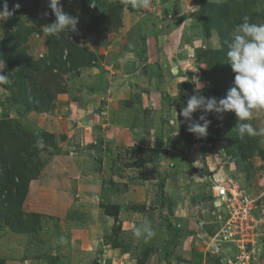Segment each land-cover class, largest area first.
Listing matches in <instances>:
<instances>
[{
    "label": "rangeland",
    "instance_id": "rangeland-1",
    "mask_svg": "<svg viewBox=\"0 0 264 264\" xmlns=\"http://www.w3.org/2000/svg\"><path fill=\"white\" fill-rule=\"evenodd\" d=\"M128 1L95 0L97 9L91 7L83 10L81 0H61L64 11L78 17L79 22L76 31L70 33L65 30L59 37L49 36L44 30L46 25L56 19L48 7L49 0H26L25 3L24 0H17L14 5L8 4L10 10L16 4L21 5L14 15L6 20L0 19V63L5 62L2 74L6 80L5 83H0V120L4 122V135L9 140L18 137V151H9L12 159L8 166L14 160L13 163L18 165L16 170L20 173L14 176V185L10 191L0 198V264H6L3 256L7 254L17 259V253L6 249L13 245L11 250H17L19 245L24 244L21 234L31 238L30 242L26 240V244L22 245L23 249L32 250L27 257H38L39 261L46 264L72 263L66 257V250L57 245L54 230L68 223L67 210L71 211L72 203L74 204L71 194L87 190V184L91 182L88 180L95 179L100 184V189L110 183L112 189L116 188L121 192L118 193V198L113 191L111 198L105 199L104 193L101 198L100 190L90 185L93 188L89 190L92 212L96 213L97 205L102 199L101 204L110 206L113 198L118 202L115 203L117 206L123 207V211L121 210V217L116 221L112 220V226L117 230L113 241H120L118 247L121 248L118 251L111 246H103L110 243L108 241L112 235L108 237L109 231H102L105 236L103 245L91 235L85 240L83 246L90 249L89 257L91 262L94 260V264H178V258L175 257L181 253L194 259L195 264H200L197 259L204 255L205 260L202 262L206 264H264V109L254 111L251 124L255 134L245 135L242 139L235 128L237 117L234 112H225L222 118L221 114L215 112L205 114L199 109L194 112L193 121H199L202 114L211 121L208 135L200 138L187 130L188 122L179 115L181 107L186 106L192 95L216 97L217 100L225 97L233 86L236 75L232 68L229 72L218 73L215 67H209V72L204 73L203 70L208 68L204 51L220 47L221 41L215 27L211 28L208 34L210 36H207L205 21L201 17L203 11L208 18L220 13L212 7L213 4L227 5L229 47L234 28L243 22V17H249L251 23H264V0H148L147 7L140 9L149 14V17L168 22L169 25H164V29L169 35L167 54H170L172 61L170 70H179V74L170 71L171 77L178 76L174 79L176 83L172 90L164 95L162 114L155 113V107L151 105L143 110L145 120L136 122L142 131L146 130L153 135L155 145L150 147L152 143L148 138L144 141L148 143L143 147L146 149L144 153L128 148L123 156L124 159L133 161L149 159L151 156L154 158L157 154H150L148 150L157 149V142L161 140L169 149V161L163 163L164 169L160 167L162 163L157 165L159 170L155 166L151 167V173L138 170L137 177L132 175L131 167L123 165L117 167L115 164L112 168L100 167L94 170L87 168L84 159L88 155L85 156L86 150L84 151L80 134L96 132L95 128L99 127L100 121H92L91 127L94 128H89L85 124L90 121L81 112L74 119L67 116L68 97L63 94L69 90L75 97H79L78 105L74 103L75 110L76 107H85L82 105L94 101H83L80 96L84 82L86 89L88 82L94 79L90 75L98 73L92 68L93 70H85L80 74V69L91 61L101 62L99 60L103 56L92 51L81 37L85 38L87 29L96 20L102 23L101 28L107 26L106 6L123 2L125 6L117 13L121 18L127 9L132 13L138 10V7L134 11L130 10ZM89 2L92 0H87V4ZM206 2L212 5L205 6ZM36 5L37 12H25V7ZM3 6L4 0H0V10ZM118 30L119 27L115 26L108 38L117 35L115 32ZM69 38L81 49L85 48V51H74L72 64H66L61 59L58 61L62 68L61 75L55 80L57 73L54 72L53 82L54 88L60 82V93H56L53 106L41 104L39 96L42 95V86L48 83L47 87L52 88L51 67L57 63L56 56L63 54L64 58L67 57L65 49ZM155 48L156 44L153 49ZM110 54L112 56L113 53ZM110 59L111 57L108 58ZM139 60V64L145 62L143 57ZM148 74V70L145 74L142 69V76L137 75L141 82H146ZM95 77L99 83H105L106 75L101 76L103 78ZM130 79L125 77L126 81ZM225 80L228 90H223ZM24 85L28 89L27 96L29 92L27 101L23 99ZM98 98L100 99L99 95L96 99ZM151 99L155 104V99ZM94 117L95 115H90V118ZM121 177L126 181H118ZM21 178L27 181L26 185L17 188ZM228 178L237 182L243 197L250 202L248 215L242 222L240 214L236 213L239 204L213 195L214 186ZM131 180H136V184L128 186L125 191L124 184L128 185ZM165 182L169 188L165 187ZM79 184L81 185L78 186ZM172 186L178 189L172 190ZM180 206L194 213V223L191 224L194 229H191V234L182 229L178 236L180 228L174 215ZM145 220L155 233L150 239L145 238L146 234L140 237L134 235L135 229L142 227ZM166 233L171 240L184 238L187 234L194 236L196 248L189 251L181 245L175 250L164 249L160 245V238ZM19 240L22 242L18 243ZM209 245H213L212 251L208 249ZM171 255L174 261L169 259ZM182 258L186 259L184 256Z\"/></svg>",
    "mask_w": 264,
    "mask_h": 264
},
{
    "label": "crops",
    "instance_id": "crops-1",
    "mask_svg": "<svg viewBox=\"0 0 264 264\" xmlns=\"http://www.w3.org/2000/svg\"><path fill=\"white\" fill-rule=\"evenodd\" d=\"M140 9H142V7H138V10L134 13L127 9L123 13L122 25L119 27L118 32H115L117 35L113 38H108L109 33L104 32V34L99 33L94 41H90L87 37V33L85 38L81 37V40L85 41L88 44L87 46H89L92 51L98 53V56L99 54L103 56L99 60L101 62L92 61L90 66H84L80 69V74H82L83 71H88L92 68L96 70V73H98L97 75H90L93 76L94 79L93 81L88 82L87 86H85L86 89H84V85L86 84L84 82L80 96L83 101H94H91L88 104H83L82 106L85 107H76L77 110H75L74 103H77L76 106L78 105L79 97H75L69 90H67L68 93H63L68 97L67 104L69 105V110L67 116H71V118L74 119L77 117L79 112H81L86 119H89L90 123L85 124V126H90L89 128H94L91 127L92 121H100L99 127L95 128L97 129L96 132H82L80 134L83 142L82 144L85 148L84 151L86 150L85 156L88 155L84 160H86L85 162L88 166L87 168L92 170L100 167L112 168L115 164L117 167L120 165L125 166L123 163L124 159L122 157L119 158L118 155L122 154L123 156V152L126 148H131L136 145L146 147L148 143H145L144 141L148 138L152 143V146L150 147L155 145L153 143V135L148 134L146 130L142 131L140 127H137L136 122L137 120L141 122L145 120V117L142 115L144 112L143 110L147 107L150 108L151 105H154L155 113L157 112L160 115L162 114L164 95L169 93V90H172V86L176 83V80L174 79H176L178 76L177 74H179V70L172 68L170 70L172 61L169 56L170 54H167V50L170 46L169 35L167 30L164 29V25H169L168 22L164 19L149 17V14L141 12ZM155 44L156 48L154 50L153 48L155 47ZM139 45H142L141 48H139ZM111 52L113 53L112 56L110 54ZM109 57H111L110 60H108ZM124 57H127V59H123ZM140 57H143L145 60L142 64H139ZM122 59L123 62H121ZM104 60H107V62H104ZM153 66H155V68H153ZM142 69L145 70V74L146 70H148L149 74L147 80L149 82H141L142 80L138 78L137 74L141 75ZM170 71L177 73V76L171 77ZM130 75L132 76V79H130ZM95 76H104L105 83H99ZM125 77H129L130 80L126 81ZM106 91L109 94H107ZM98 95L100 99H96ZM151 98L155 99V104L154 101L152 102ZM91 114L95 115V117L90 118ZM104 119L106 122H104ZM92 143H96L98 146H94ZM157 145L158 146L155 152L157 155L154 158H151V160L147 161L141 167L134 166L130 168L131 170L133 169L132 175L134 177L138 176V170H146V172H149L151 167L155 166L156 168L157 165L161 163V169L165 168L163 163L169 161V149L163 145V142L161 143V140L157 142ZM84 151L82 153H84ZM149 173H151V171ZM121 178H119L120 180L118 181L122 182L124 180V177ZM88 181H91L92 183L89 182L87 184V190L83 189L80 193L71 194L74 204L72 203L71 211L67 210L69 214L68 223L64 224L63 227H56L54 230L57 245H60L59 247H63L66 250V257H69L72 261V263L68 264H94V260L92 259L91 262V258L89 257L91 253L90 249L83 245L85 244V240L89 239L91 236L93 239L99 240L103 245V237L105 236L102 234V231L104 230L109 231L110 234L108 237L110 238L112 235V238L108 241L110 243L103 246H111L113 250L115 249L116 251L121 248L118 247V243L120 242L119 240V242L116 240L113 241V239H116L117 236V230L112 226V220L115 221L114 217L105 212L101 204L103 199L97 205V208L95 207L96 213L92 212V204L89 203L92 198L90 199L89 197V190L93 189L90 187V185H93V187L98 189V191L100 190L99 196L101 198L104 197L105 199L111 198L110 194L113 191L118 198V193L121 191L116 188L112 189V184L110 183H106V186H103L100 189V184L96 183V179ZM134 181L136 180H131L128 185L124 184L125 191H127L128 186L136 184ZM138 181L140 180H137V182ZM166 182H168V180H166ZM166 182L165 187L169 188ZM80 185L81 184L78 186ZM115 186L117 185L115 184ZM173 188L174 187L172 186V190ZM174 189L177 190L178 187L177 189ZM125 191H123V193ZM103 193L106 196L102 197ZM115 203L118 202H115L113 198L110 206H117ZM118 207V217H121L123 207ZM142 209L144 210V208ZM175 212L176 214L174 215V218L178 222V227L180 228L178 236H180L182 229L191 234V229H194L191 227V224L194 223V213L192 211L190 212L189 210H185V208H182L181 206L175 210ZM90 232L93 234H90ZM21 236H23L24 244H26V240H28V242L31 241L30 236L23 234H21ZM184 236V238L181 237L177 240H171L170 235L166 233L164 234V237L160 238V245H163L164 249L172 250L179 248L181 245H183L185 250L188 249L189 251H192V249H195L194 236L188 234ZM9 241L13 242V239H10ZM20 242L22 241L19 240L18 243ZM22 245H19L17 250H11L13 245H10L9 248L6 249V251H11L13 253H17L18 255L17 259L15 257H11L12 255L10 256L9 254H7L8 256H3L6 260V264H46L39 261L40 258L38 257H27L28 254H30L29 252H32V250H25ZM208 249L212 251L213 245H209ZM35 251L36 250H34V252ZM94 253H96V251ZM183 256L186 258L185 260H183ZM200 256L202 255L200 254ZM204 257L205 255L202 258L200 257L201 259H197L200 264H206V262H202V260H205L203 259ZM98 258L99 254L97 256V259ZM173 258L174 257H172V255L169 257L171 261H174ZM181 258L182 260L180 261ZM175 259H177L178 264H195L194 259H190L184 253L176 256ZM34 260L37 261L33 262Z\"/></svg>",
    "mask_w": 264,
    "mask_h": 264
},
{
    "label": "clouds",
    "instance_id": "clouds-1",
    "mask_svg": "<svg viewBox=\"0 0 264 264\" xmlns=\"http://www.w3.org/2000/svg\"><path fill=\"white\" fill-rule=\"evenodd\" d=\"M129 2L134 7H147L148 5V0H129ZM90 6H96L95 0H92ZM20 7V4H16L10 10L7 0H4L3 9L0 10V19L10 18ZM48 7L56 17L54 22L44 28L49 36L59 37L65 30H69L70 33L77 30L78 17L65 12L61 0H49ZM227 58L236 75L233 86L226 96L217 100L216 97L192 95L186 106L181 107L179 115L188 122L187 130L198 138L208 135L211 123L203 114L199 117V121L203 123L193 121V113L198 109L205 114L209 112L221 114V118L225 112H234L237 117L235 128L239 137L242 139L245 135L255 134L251 124L254 111L264 109V23H251L249 17H243V22L234 28ZM4 68L5 62L0 63V83L6 82L5 75L2 74ZM144 234H146V239H150L155 234L147 220L144 221L142 227L134 231L136 237Z\"/></svg>",
    "mask_w": 264,
    "mask_h": 264
},
{
    "label": "trees",
    "instance_id": "trees-1",
    "mask_svg": "<svg viewBox=\"0 0 264 264\" xmlns=\"http://www.w3.org/2000/svg\"><path fill=\"white\" fill-rule=\"evenodd\" d=\"M17 0H8V4H12L14 5L16 3ZM26 2V0H24V3ZM129 2V1H128ZM126 2V4L128 3ZM92 2H89V4H87V0H81V5L83 6V10L84 9H89L92 6L91 5ZM205 6L207 5H212L208 2H206L204 4ZM125 6V5H124ZM123 2H118L109 6H106L105 9L107 12L106 14V27L105 28H101L98 20H96V22H92L91 26H89V28L87 29V37L90 39V41H94V39L98 36V34H104V33H109L111 31H113L114 27H120L122 25V18L121 16H117V13L122 11L123 9ZM129 7L130 10H136V8L129 3ZM212 7H215L216 9H218L220 11V13H218V15H212L211 17H206L204 11H203V15L201 14L202 19L205 21L204 27L205 29H207L206 33L207 36H210L208 34H210L211 32V28L215 27L218 32H219V36H220V41H221V46L215 49H208L204 51V56L207 58L205 63H207L208 68L204 69V73H208L209 72V67H215L216 71L218 73L221 72H229L231 67V64L228 63V58H227V52L229 50L228 47V34H229V30L226 29V24H227V19L229 16V10L227 9V5L223 4H213ZM37 5L34 7H30L27 8L25 7V12L28 13H34L37 12ZM95 8L97 9L98 7L95 6ZM204 8V7H203ZM215 12V11H214ZM116 18V19H114ZM104 32V33H103ZM9 35V33L7 34ZM6 50H8V48H5ZM11 50V48H9ZM85 49V48H84ZM84 49H81L79 47V45H77L76 42L72 41L69 38L68 44L66 46V51H67V57L65 56V58L61 55V56H56V62L55 64H53V66L51 67V86L47 87L48 83L44 86H42L43 90H42V95L39 96V101L41 104H49L50 106H53V99L56 96V93H60V82H57L55 84V88H54V82H53V76H54V72L57 73L55 76V80L56 78H59L61 75V70L62 68L59 67L60 65L58 64V61L61 59L62 61H65L66 64H72V60H73V52L76 50H80L81 52L85 51ZM89 51V50H88ZM89 53V52H88ZM91 56L93 55L92 53L90 54ZM92 64L91 63H87L86 65L83 66H90ZM82 66V67H83ZM211 80V79H210ZM58 81V80H57ZM224 83H226V80L224 81ZM57 87V88H56ZM23 88V87H22ZM25 88V85H24ZM223 90H228V86L226 83V86L223 87ZM27 91L28 89L25 88V91H23V99L27 101V98L29 96V92H28V96H27ZM38 98V97H37ZM37 108H41V106H37ZM4 122H2L0 120V198L2 195H4V193H8V191H10V189L13 187L14 184H12L15 180H14V176L16 174H20L19 172H17V164L13 163L11 164V166H8V162L9 160L12 159V156L10 155L9 151H14V153H17L18 151V146H19V140L18 137L14 138L12 140H9V138H7L4 135ZM20 131H23L22 128H20ZM7 138V139H6ZM128 148H126L124 150V152L127 150ZM131 149H133L134 152H139V153H144L146 151L145 148L140 147L139 145H136L134 147H131ZM130 149V150H131ZM123 152V156L125 155ZM156 149L153 150H148V153H155ZM14 153L13 156H14ZM127 153V152H126ZM122 156V154H119L118 157H122L124 159V157ZM152 156L148 159L145 160H131V159H124L123 163L125 164V166L127 167H134V166H143L147 161L151 160ZM127 161V162H126ZM137 161V162H136ZM22 176V175H21ZM4 180H7L8 182L5 183ZM20 184H17L16 187L18 188L20 185L25 186L26 185V180L21 178L20 180ZM102 207L104 208L105 212L107 214H109L110 216H113L115 221L118 219V206H109V204H102ZM114 209V210H113ZM217 261H219V259H217ZM138 264H140L138 262Z\"/></svg>",
    "mask_w": 264,
    "mask_h": 264
},
{
    "label": "built area",
    "instance_id": "built-area-1",
    "mask_svg": "<svg viewBox=\"0 0 264 264\" xmlns=\"http://www.w3.org/2000/svg\"><path fill=\"white\" fill-rule=\"evenodd\" d=\"M213 195L226 200H232L234 204H239L238 212L236 213L240 214V222L247 217L249 212L248 205L250 202L243 197L241 190L238 188L237 182L233 178L221 180L220 184L214 186ZM241 229H243V227H241Z\"/></svg>",
    "mask_w": 264,
    "mask_h": 264
}]
</instances>
